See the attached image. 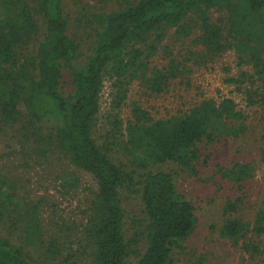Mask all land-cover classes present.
<instances>
[{
  "label": "trees",
  "instance_id": "16d2710c",
  "mask_svg": "<svg viewBox=\"0 0 264 264\" xmlns=\"http://www.w3.org/2000/svg\"><path fill=\"white\" fill-rule=\"evenodd\" d=\"M213 9L222 25L211 22ZM78 15L88 44L84 53L81 41L68 34L72 17L61 0H0V134L10 132L18 148L28 146L43 159L62 154L95 183L78 232L55 224L49 231L42 225L47 200L20 193L17 179L4 174L6 154L0 155V264H68L79 250L67 252L70 238L79 247L85 242L88 264H176L173 254L193 233L195 211L177 192L172 174L153 168L174 163L194 171L206 146L220 139L241 145L248 119L230 98L202 99L165 119H153L134 104L130 119L123 124L114 116L110 130L100 135L104 82L112 79L119 87L117 106L134 82L153 95L169 92L185 66L170 60L149 68L150 60L170 30L182 38L195 34L190 45L196 64L233 50L238 65L246 66L226 82L244 95L249 109L260 111L256 123L264 132V0H126L109 12L80 4ZM191 23L195 29L189 34ZM64 75L71 86L67 94L61 91ZM47 122L51 131L44 135ZM252 172L248 164H236L224 174L240 183ZM132 188L142 220L132 219L129 234L119 193ZM238 203L226 202L220 235L254 260L264 254V211L245 221Z\"/></svg>",
  "mask_w": 264,
  "mask_h": 264
},
{
  "label": "rangeland",
  "instance_id": "374dc122",
  "mask_svg": "<svg viewBox=\"0 0 264 264\" xmlns=\"http://www.w3.org/2000/svg\"><path fill=\"white\" fill-rule=\"evenodd\" d=\"M126 0H61L64 12L70 14L72 20L68 24V34L81 41V52L88 46L85 36H82L76 23L80 4L87 5L92 11L99 7L107 12L118 9ZM212 23L222 25L223 20L219 12L211 10ZM191 30L195 23H191ZM170 30L157 53L150 60L149 68L162 67L170 60L185 66V72L172 81L169 92L160 95L150 94L139 82L130 84L127 88L126 99L119 106L116 105V96L119 87L114 85L112 79H106L100 95V111L96 133L102 135L110 130V123L116 116L123 124L132 117L133 105H138L153 119H165L184 111L202 99L221 100L233 99L237 109L242 110L247 117L248 132L245 138L238 141L229 139L218 140L201 149L199 162L194 171H187L174 163L158 165L153 170H161L172 174L177 192L184 196L193 205L196 225L193 233L181 244V249H175L173 260L176 264H193L204 260L205 264H264V254L254 260L243 253L238 247L231 246L227 239L220 235L223 222V211L228 200L240 199L238 213L245 221H252L258 211H264V162L260 160V148L264 147V132L261 123H256L259 110H251L246 104L243 94L237 92L233 85L226 82L228 77L236 76L246 66H239L233 50L208 60L205 64H196L191 52H195L190 44L195 34L187 38L176 37ZM201 60V59H200ZM71 86L67 84V75L61 83L64 94L70 92ZM50 123L42 126L44 135L51 131ZM124 133V130H122ZM0 155L6 154L2 159L4 174L17 179L19 192L26 194L30 199L45 197L46 205L42 209V225L47 230L56 229L54 224L70 227L77 233V226L86 219L87 198L95 183L90 174L74 168L60 153L55 152L47 159L41 158L32 152L28 146L18 148L10 132L1 133ZM205 146V145H204ZM21 150V151H20ZM114 159H120L125 165L123 155L116 154ZM236 164H248L253 168L249 179L236 183L224 173L233 169ZM129 169V165H126ZM68 183L62 185V181ZM70 181V182H69ZM121 190L119 193L120 205L124 212L126 227L129 234L133 233L134 225L130 228L132 219L142 220V206L138 192ZM63 224V225H62ZM43 229V232H46ZM44 235L48 239L49 232ZM60 238L63 237L59 234ZM75 238L65 241L66 249L70 254L75 250L73 258L68 264H88L87 248L77 246ZM63 242V240H59ZM73 242V244H69ZM64 243V242H63ZM264 248V236L262 237ZM30 254L32 250H27Z\"/></svg>",
  "mask_w": 264,
  "mask_h": 264
}]
</instances>
